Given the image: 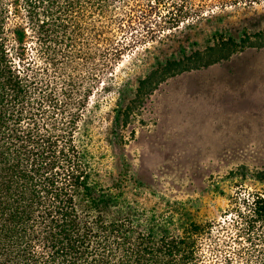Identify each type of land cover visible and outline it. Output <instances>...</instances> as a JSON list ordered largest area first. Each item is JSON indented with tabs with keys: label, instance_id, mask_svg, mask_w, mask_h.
I'll return each mask as SVG.
<instances>
[{
	"label": "trees",
	"instance_id": "1",
	"mask_svg": "<svg viewBox=\"0 0 264 264\" xmlns=\"http://www.w3.org/2000/svg\"><path fill=\"white\" fill-rule=\"evenodd\" d=\"M139 9L138 0H0V264H264L262 193L235 194L214 225L184 202L166 200L157 212L127 198L119 181L103 184L88 147V103L145 40H121ZM246 49H264V16L159 50L117 87L112 136L123 139L119 131L168 79ZM241 170L239 190L247 179L264 184V172Z\"/></svg>",
	"mask_w": 264,
	"mask_h": 264
},
{
	"label": "rangeland",
	"instance_id": "2",
	"mask_svg": "<svg viewBox=\"0 0 264 264\" xmlns=\"http://www.w3.org/2000/svg\"><path fill=\"white\" fill-rule=\"evenodd\" d=\"M251 4L138 0L132 32L121 40L146 38L123 56L111 78H101L88 103V147L104 185L119 181L127 198L157 212L166 210V200L184 202L198 222L214 225L235 194H264V184L248 179L245 190L237 187L241 168L264 172V49L168 79L145 101L139 119L119 131L121 141L110 129L120 84L141 76L159 50L179 41L202 43L219 28L262 19L264 0ZM174 19L179 26L169 30Z\"/></svg>",
	"mask_w": 264,
	"mask_h": 264
}]
</instances>
